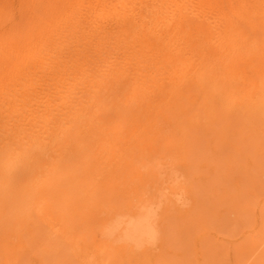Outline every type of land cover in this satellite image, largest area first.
I'll list each match as a JSON object with an SVG mask.
<instances>
[{
	"label": "bare ground",
	"instance_id": "6f19581e",
	"mask_svg": "<svg viewBox=\"0 0 264 264\" xmlns=\"http://www.w3.org/2000/svg\"><path fill=\"white\" fill-rule=\"evenodd\" d=\"M113 103L180 107L195 200L236 173L249 199L233 212L264 230V0H0V264H157L155 218L118 209ZM178 198V232L196 221L202 241L210 215ZM98 211L103 244L83 234Z\"/></svg>",
	"mask_w": 264,
	"mask_h": 264
},
{
	"label": "rangeland",
	"instance_id": "374dc122",
	"mask_svg": "<svg viewBox=\"0 0 264 264\" xmlns=\"http://www.w3.org/2000/svg\"><path fill=\"white\" fill-rule=\"evenodd\" d=\"M119 105L113 103L104 106V110L115 109V113L122 117V121L116 126V137L126 146L125 156L128 157L125 158L128 174L122 179L121 188L115 189L114 193L121 197L118 204L121 216L149 215L155 218L161 228V239L152 247L155 252H161L157 264H264V230L253 235L250 221L243 216L245 213H240L239 210L237 214L233 212L234 204H246L245 199L249 197L239 194V190L242 192L244 189V184L238 174H232L228 183L218 185L214 191L207 189L203 196H198L202 202L193 197L194 188L202 195L203 185L193 178L195 169L188 160L190 152L183 148V122L180 115L175 113L183 110L180 107H175L174 110L170 107L163 108L162 103L154 107L148 105L145 111L136 110L132 104ZM104 139L109 146L112 145L111 131L106 129ZM262 139L257 156L258 168L255 171L263 185V195L260 198H264V138ZM178 197L186 199L187 208H194L193 204L197 201L195 209L202 205L206 210L203 213L210 215L211 223L206 229L208 234L202 241L198 240L205 231L196 221H193L194 224L187 232H178L186 225V221L177 214ZM240 214H243L242 217ZM109 217L98 211L82 219L83 234L89 243L103 244L108 231L106 229L113 222ZM237 217H241V220L238 218V224L234 222ZM218 223H222V226H218ZM236 225L238 227L234 228ZM243 229L250 232H243ZM201 250L205 252L203 256L200 254Z\"/></svg>",
	"mask_w": 264,
	"mask_h": 264
}]
</instances>
